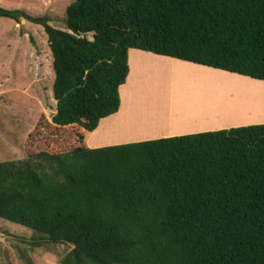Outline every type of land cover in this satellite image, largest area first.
I'll return each mask as SVG.
<instances>
[{
    "label": "trees",
    "instance_id": "16d2710c",
    "mask_svg": "<svg viewBox=\"0 0 264 264\" xmlns=\"http://www.w3.org/2000/svg\"><path fill=\"white\" fill-rule=\"evenodd\" d=\"M63 15L59 30L46 16L0 8L2 19L41 28L54 102L45 129L68 134L64 152L24 149L22 159L0 162V219L29 229V248L68 245L59 264H264V122L83 144L117 109L127 49L221 72L129 59L124 102L146 77L141 91L175 101L231 102L252 86L260 111L239 123L261 120L264 0H73ZM165 79L185 88L165 89Z\"/></svg>",
    "mask_w": 264,
    "mask_h": 264
},
{
    "label": "rangeland",
    "instance_id": "374dc122",
    "mask_svg": "<svg viewBox=\"0 0 264 264\" xmlns=\"http://www.w3.org/2000/svg\"><path fill=\"white\" fill-rule=\"evenodd\" d=\"M72 1L0 0V8L18 9L30 17L46 16L48 26L63 30V10ZM85 37L89 39L90 35ZM145 80L138 81L132 102L149 101L165 107V98L139 89ZM51 81L50 59L41 28L21 19L15 23L0 18V162L19 160L36 151L64 152L67 149L65 131L57 133L45 129L54 105ZM161 83L165 89L185 88L184 82L173 79ZM255 91V87L248 86L230 96L231 102L215 101L218 124L244 126L255 120L239 123L241 116L252 117L260 111ZM191 96L182 99L193 102L195 95ZM39 114L43 115V120H39ZM31 235L29 229L0 219V264H59V258L69 249L64 244L29 248L26 241Z\"/></svg>",
    "mask_w": 264,
    "mask_h": 264
},
{
    "label": "crops",
    "instance_id": "0c3cea01",
    "mask_svg": "<svg viewBox=\"0 0 264 264\" xmlns=\"http://www.w3.org/2000/svg\"><path fill=\"white\" fill-rule=\"evenodd\" d=\"M145 56L169 59L205 70L218 71L148 52L127 49L125 52L127 72L123 83L117 87V109L113 114L99 119L92 131L83 134V144L87 149L215 131L242 125L218 124L220 118L217 116L215 103L207 102L206 98H201V100L194 98L193 102L177 98L175 101L169 94L155 93L166 99L165 107L154 105L155 103L149 101L140 102L141 100H137L133 103V97L124 102L119 90L124 85L130 71L129 59L138 65ZM263 122L264 117L259 122L249 121L244 126ZM156 123L160 125L156 126Z\"/></svg>",
    "mask_w": 264,
    "mask_h": 264
}]
</instances>
